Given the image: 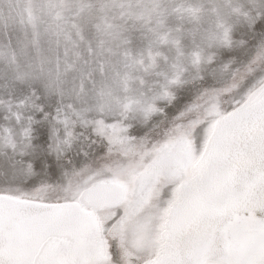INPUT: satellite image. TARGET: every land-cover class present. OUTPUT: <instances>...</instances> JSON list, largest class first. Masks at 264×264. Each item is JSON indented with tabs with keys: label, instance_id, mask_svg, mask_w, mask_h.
<instances>
[{
	"label": "rangeland",
	"instance_id": "obj_1",
	"mask_svg": "<svg viewBox=\"0 0 264 264\" xmlns=\"http://www.w3.org/2000/svg\"><path fill=\"white\" fill-rule=\"evenodd\" d=\"M262 85L264 0H0V197L76 202L108 178L125 198L80 206L103 264L156 260L219 119ZM174 146L188 155L180 173L136 182Z\"/></svg>",
	"mask_w": 264,
	"mask_h": 264
},
{
	"label": "bare ground",
	"instance_id": "obj_2",
	"mask_svg": "<svg viewBox=\"0 0 264 264\" xmlns=\"http://www.w3.org/2000/svg\"><path fill=\"white\" fill-rule=\"evenodd\" d=\"M187 160L183 148H167L136 182L142 185L157 174L175 176ZM195 172V181L183 188L180 203L171 210L164 235L167 251L144 264H204L210 259L255 264L264 253V85L219 119ZM123 198V186L108 178L85 187L76 202L0 197V264H60L56 254L61 249L76 264L105 263L96 220L80 206L96 211ZM242 215L247 219L231 224ZM247 220L251 225H245Z\"/></svg>",
	"mask_w": 264,
	"mask_h": 264
},
{
	"label": "snow or ice",
	"instance_id": "obj_3",
	"mask_svg": "<svg viewBox=\"0 0 264 264\" xmlns=\"http://www.w3.org/2000/svg\"><path fill=\"white\" fill-rule=\"evenodd\" d=\"M46 187L47 186L44 185V184H42V183L39 186H35L34 185L30 189L29 188H23V189H21L19 186H17L16 191L23 192L25 195H31L33 193H38V192L44 191L46 189ZM5 190L11 191L12 189L9 188V189H5ZM35 198L36 199H39L40 197L39 196H36Z\"/></svg>",
	"mask_w": 264,
	"mask_h": 264
}]
</instances>
